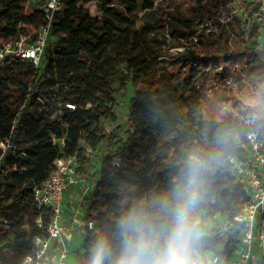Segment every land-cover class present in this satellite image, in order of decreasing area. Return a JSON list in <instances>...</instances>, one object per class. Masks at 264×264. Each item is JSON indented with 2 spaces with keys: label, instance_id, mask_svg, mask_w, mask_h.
<instances>
[{
  "label": "trees",
  "instance_id": "obj_1",
  "mask_svg": "<svg viewBox=\"0 0 264 264\" xmlns=\"http://www.w3.org/2000/svg\"><path fill=\"white\" fill-rule=\"evenodd\" d=\"M28 1L0 0V46L35 32L46 22L41 10L25 13ZM93 1L92 14L84 6ZM196 1L202 12L207 0ZM208 1L218 9L234 0ZM122 3L63 0L62 12L52 22L42 71L21 59L8 60L0 67V142L9 138L16 146L15 155L10 149L5 153L0 149V225L5 224L4 231L0 229V264H21L33 253L36 239L49 237L46 226L52 214L37 206L33 188L48 177L53 163L58 158L75 157L78 175L86 177L90 166L87 151L100 145L107 152L91 192L83 198L85 222L92 221L94 228L85 231L80 264H87L91 243L98 236L107 235L114 248L118 245L120 217L133 206L147 208L154 197L166 192L192 150L205 156L219 154L208 174L200 209L202 244L207 253L226 261L233 257L240 232L235 218L248 199L234 164H249L247 144L259 131L256 123L246 125L231 114L207 119L198 91L179 94L172 88L174 73L165 67L164 47H182L179 38L190 34L203 14L193 9L192 17L171 16L164 25L147 0L143 8L148 14L137 23L138 4L134 0ZM164 28L167 38L179 43L150 36ZM217 64V58L198 57L185 46L171 63L172 68L179 65L188 69L189 75L202 76ZM128 83L134 94L124 138H119L101 123L116 119L114 94L125 90ZM52 95L63 102L58 119L51 121L44 118L43 105ZM66 103L74 110L67 109ZM220 131L234 136L226 149L215 143ZM53 138L63 139L61 149ZM19 152H24L25 158H19ZM216 218L220 227L205 223Z\"/></svg>",
  "mask_w": 264,
  "mask_h": 264
},
{
  "label": "rangeland",
  "instance_id": "obj_2",
  "mask_svg": "<svg viewBox=\"0 0 264 264\" xmlns=\"http://www.w3.org/2000/svg\"><path fill=\"white\" fill-rule=\"evenodd\" d=\"M113 5L120 6L124 0H106ZM147 0H134L138 4L136 22L139 23L144 16L148 14L143 8ZM156 10L160 24L166 25L172 17H192L193 9L198 13L196 0H148ZM243 0H234L218 9H213L212 4L207 0L204 3L205 9L199 12L204 17L200 19L198 25H194L190 34L179 38L182 47H164L165 67L167 71L174 74L172 88L179 94L188 93L191 89L198 91L201 95L202 113L207 119H221L224 115L242 116L246 119H253L258 116V110L254 105L257 96L264 92V54L256 50V46L250 43L241 34V18L238 10L239 4ZM95 2L86 4L84 7L93 14L95 11ZM235 9V12H232ZM25 13L32 12L27 3L24 9ZM232 18V20H231ZM199 19H196L197 22ZM34 32V31H33ZM158 35L160 38H167L166 29L154 30L150 36ZM55 39V38H54ZM53 39V40H54ZM169 43H179L176 40ZM199 40L202 42L199 43ZM185 47L197 52L198 57L217 58V66L206 73V75L190 74L188 69L179 65H174L177 53L183 51ZM255 49V50H254ZM43 62L39 65V70L43 69ZM115 88H119V83H114ZM134 94L130 83L126 85L123 91H116L114 94L113 111L115 120L103 121L102 127L107 132H114L117 137L124 138V131L127 129V116L129 101ZM63 99L57 95H52L50 99L44 101L43 116L45 119L57 120L61 113ZM256 129L261 131L264 127V116L254 118ZM262 132V131H261ZM20 144H23V136L19 138ZM107 148L104 145L97 147L95 151H87L90 159L88 175L84 177L85 185L78 191L73 188L68 189L69 195L66 214H71L70 219L74 220L78 227L79 235L73 244V248L68 256V264H80L84 253L83 238L85 234L84 226L86 206L83 200L88 195L98 176L102 157L106 154ZM81 176V175H80ZM82 190V191H81ZM66 191V192H67ZM81 191V192H80ZM82 193V194H81ZM209 226L220 227L218 218L205 222ZM0 229L4 231L5 224L1 223ZM78 251L77 252L75 251Z\"/></svg>",
  "mask_w": 264,
  "mask_h": 264
},
{
  "label": "built area",
  "instance_id": "obj_3",
  "mask_svg": "<svg viewBox=\"0 0 264 264\" xmlns=\"http://www.w3.org/2000/svg\"><path fill=\"white\" fill-rule=\"evenodd\" d=\"M29 7L41 10L46 22L38 30L27 35H20L12 42L0 46V67L13 59L27 60L34 68H39L45 47L51 35L52 22L63 9V0H30ZM241 18L242 36L256 43V50L264 54V0H243L238 8ZM235 12V9L232 11ZM232 20V18H231ZM67 109L74 110V106L66 103ZM246 125L253 124V119H246L240 115ZM61 149L63 139H52ZM2 153L12 150L15 155L16 146L9 138L0 142ZM249 164L235 163L234 167L241 175L248 192V199L235 218L239 229V239L235 246L233 257L226 261L216 254L208 253L213 264H264V132H254L247 144ZM19 158H25L24 152L18 153ZM83 184V180L76 170L75 157L58 158L48 177L33 188V198L40 208L51 211V220L47 224L49 237L34 241L33 253L26 257L21 264H68V256L76 238L73 232L80 225L67 218L64 208L66 191ZM41 223L40 220L37 221ZM85 230H93L94 224L88 221ZM77 237V236H76Z\"/></svg>",
  "mask_w": 264,
  "mask_h": 264
},
{
  "label": "clouds",
  "instance_id": "obj_4",
  "mask_svg": "<svg viewBox=\"0 0 264 264\" xmlns=\"http://www.w3.org/2000/svg\"><path fill=\"white\" fill-rule=\"evenodd\" d=\"M254 107L264 116V92ZM234 136L220 131L215 143L226 149ZM219 154L187 153L170 188L145 208H129L118 221L114 248L107 235L98 236L89 250L87 264H213L202 244L200 209L207 177Z\"/></svg>",
  "mask_w": 264,
  "mask_h": 264
},
{
  "label": "crops",
  "instance_id": "obj_5",
  "mask_svg": "<svg viewBox=\"0 0 264 264\" xmlns=\"http://www.w3.org/2000/svg\"><path fill=\"white\" fill-rule=\"evenodd\" d=\"M79 176H80V175H79ZM80 177H81V179L83 180V184H78V185H76L75 187H73L74 190H78V191H79V190L85 185V180H84L85 178L82 177V176H80ZM81 191H82V190H81ZM81 191H80V192H81ZM66 193L68 194V193H70V192L67 191ZM81 194H82V193H81ZM68 198H70L69 195H65V198H64V208H66L67 206H69V205H68V203H69ZM70 199H71V198H70ZM68 217H69V218H72V217H71V214H67V218H68ZM73 233H74V234H73V238L75 239L76 236L79 235L78 230L74 231ZM75 241H76V240H75ZM74 243H75V242H74ZM72 248H73V247H72ZM71 250H72V249H71Z\"/></svg>",
  "mask_w": 264,
  "mask_h": 264
}]
</instances>
